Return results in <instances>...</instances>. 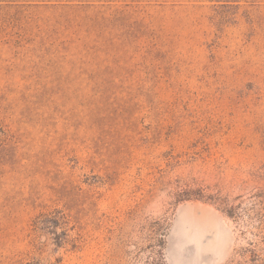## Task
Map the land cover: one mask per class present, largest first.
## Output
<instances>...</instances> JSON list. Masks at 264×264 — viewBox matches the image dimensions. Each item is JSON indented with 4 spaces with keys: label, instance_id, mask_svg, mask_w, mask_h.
I'll use <instances>...</instances> for the list:
<instances>
[{
    "label": "rangeland",
    "instance_id": "rangeland-1",
    "mask_svg": "<svg viewBox=\"0 0 264 264\" xmlns=\"http://www.w3.org/2000/svg\"><path fill=\"white\" fill-rule=\"evenodd\" d=\"M262 194L264 0H0V264H157L165 229L237 264Z\"/></svg>",
    "mask_w": 264,
    "mask_h": 264
},
{
    "label": "trees",
    "instance_id": "trees-1",
    "mask_svg": "<svg viewBox=\"0 0 264 264\" xmlns=\"http://www.w3.org/2000/svg\"><path fill=\"white\" fill-rule=\"evenodd\" d=\"M264 195V194H262ZM263 204V202H262ZM222 212L231 220L233 221H238L240 220L242 217H244V210L241 208V206H225L222 209ZM261 219L258 220L259 221V226L257 227V229H263L262 223L264 220V214H260ZM39 219H43L44 221L42 222V227L40 228L41 230H43L44 232L46 231L48 234H54L55 236H57V230L60 229V227H62V225H69L70 220L68 219L67 216L64 215V213H62L61 211H53L50 212L47 215H40L38 217ZM37 222V221H36ZM62 224V225H61ZM162 231V232H161ZM63 233V232H62ZM166 229L165 230H160V231H156V234L159 235V239L157 241V246L159 248L158 252H157V260L156 262H158L157 264H164V248H165V236H166ZM65 234V233H64ZM67 235V234H65ZM254 238L258 237V242H254V243H250L249 245L252 246V248L250 249H241L239 251V257H240V261L237 262V264H264V237L259 236V235H255L253 234ZM66 240L64 241H68L67 238H65ZM59 243V242H57ZM70 243V240H69ZM72 243V242H71ZM257 243V244H256ZM64 244V243H63ZM57 246L60 245L56 244ZM72 245V247H75L73 245H75L74 243L70 244ZM261 245V246H260Z\"/></svg>",
    "mask_w": 264,
    "mask_h": 264
}]
</instances>
